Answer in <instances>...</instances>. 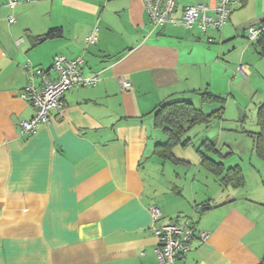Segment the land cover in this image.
Instances as JSON below:
<instances>
[{
    "label": "crops",
    "instance_id": "crops-1",
    "mask_svg": "<svg viewBox=\"0 0 264 264\" xmlns=\"http://www.w3.org/2000/svg\"><path fill=\"white\" fill-rule=\"evenodd\" d=\"M8 1L0 0V264H159L150 207L161 212L158 224L188 222L208 234L204 242L192 240L174 264H264L260 172L246 175L237 161L230 162L231 150L222 152L206 137L197 148V166L221 191L210 194L200 184L196 190L191 182L185 192L160 183L169 164H189L173 153L191 144L189 131L221 122L227 95L238 105L241 80L232 63L216 61L218 53L230 51L216 45L244 49L251 25L264 40V0H232L227 24L206 33L153 27L142 0H14L13 9ZM187 1L202 2L177 0L178 7ZM10 14L14 24L8 23ZM51 28L61 35L44 39ZM95 28L94 44H85ZM252 47L264 58L260 42ZM57 55L80 57L82 74L99 81L68 90L49 123L22 137L21 122L35 113L20 97L27 84L24 64L29 60L52 80ZM214 65L224 70L218 91L208 71ZM246 77L255 81L248 65ZM120 79L131 88L122 89ZM171 101L191 103L206 121L185 126L170 157L163 158L158 146L169 138L155 124V109Z\"/></svg>",
    "mask_w": 264,
    "mask_h": 264
},
{
    "label": "built area",
    "instance_id": "built-area-1",
    "mask_svg": "<svg viewBox=\"0 0 264 264\" xmlns=\"http://www.w3.org/2000/svg\"><path fill=\"white\" fill-rule=\"evenodd\" d=\"M202 2L187 4L178 7L177 0H142L145 15L153 27L164 25L179 26L185 29L197 28L202 33L208 29L220 31L228 22L232 0H201ZM17 4L9 0L7 7L13 9ZM9 24L16 22L15 17L10 14L7 17ZM95 28L84 39L85 44H94ZM260 35V29L251 25L246 29L245 38L249 44L255 43ZM22 41L19 40V44ZM82 59H68L57 55L53 59L52 70L55 79H49L46 72L41 68L32 66L26 60L24 69L27 73V84L20 92V97L28 102L34 109V115L20 124L19 134L22 137L36 133L39 125L47 124L51 114L59 112L62 107L64 94L74 87H94L99 79L96 75L86 76L81 71ZM241 74L246 77V68L239 65L234 75ZM122 89H130L131 83L120 79ZM151 233L156 239L155 255L159 264H174L178 257L183 256L191 249L192 240L206 241L208 234L197 231L188 222H168L158 224L161 212L157 207H150Z\"/></svg>",
    "mask_w": 264,
    "mask_h": 264
},
{
    "label": "rangeland",
    "instance_id": "rangeland-1",
    "mask_svg": "<svg viewBox=\"0 0 264 264\" xmlns=\"http://www.w3.org/2000/svg\"><path fill=\"white\" fill-rule=\"evenodd\" d=\"M182 1L184 0H179V3H182ZM191 2L187 1L186 4ZM194 29L197 28L194 27ZM243 44L244 49L242 50H244V52L247 51L244 61L242 50L236 47L232 49V45L229 42H219V44L216 45V47H222L223 49L226 47V49L230 50L229 52H223V54L218 53L216 61L223 64L222 66L224 67H228V65L232 63L235 70L239 65H243L245 68L248 65L250 69L254 71L255 78L253 79H255V81L249 79V77H243L241 74L236 75L238 76L239 81L241 80V84L239 85V87H241V96L240 98L236 96V99L238 98V105L235 104L234 100L230 99L227 95L226 102H228V105L223 114V120L215 123L211 128H205L204 126H197L193 128V130L188 133V137L191 138V144L186 147L176 146L173 149L175 157L187 160V162L189 161V164H169V171H165V175L160 178V183L167 185V188L170 189L173 185H177L180 188H183L185 192H189L191 188L190 183L194 182L196 190L200 184L201 186H207L208 188L203 191L209 192L210 194L221 191L214 181V178L203 168L197 166V161L199 160L197 148L200 146L201 141L206 137H209V139L215 142L217 141L216 144L222 152L225 153V151L227 152L231 150L233 152L231 157L233 158L230 162L237 161L246 175L254 172L255 170L264 176V164L257 157H255L252 151L253 137L251 138V136L246 133L251 131L250 133L253 134L257 131L255 109L256 105L264 103V58L253 49L252 45L248 43L246 38L243 39ZM204 45L205 49L215 48L214 45ZM247 46H249L248 50H246ZM208 71L211 73L213 89H216L215 91L222 89L221 87L223 84L221 81L224 70L214 65L213 67L210 66ZM203 72L208 73L206 69H203ZM231 72L232 71L226 73L229 81L233 80ZM223 87L226 86L224 85ZM223 89V91H226V88ZM191 97L194 98V101H196L197 96ZM195 105L197 106L198 104ZM244 114L245 118L242 121L241 116ZM170 172H172V174H170ZM204 186L203 188H205ZM203 188L199 187V190Z\"/></svg>",
    "mask_w": 264,
    "mask_h": 264
},
{
    "label": "trees",
    "instance_id": "trees-1",
    "mask_svg": "<svg viewBox=\"0 0 264 264\" xmlns=\"http://www.w3.org/2000/svg\"><path fill=\"white\" fill-rule=\"evenodd\" d=\"M262 30L255 43H259L264 50V40L262 37ZM61 31L59 28H51L43 36L44 39H52L59 37ZM253 43V44H255ZM252 44V45H253ZM205 95V94H203ZM211 99V98H210ZM220 105L223 104V100L218 97L212 98ZM222 108L218 110V113ZM155 124L159 126L168 135V142L165 145L158 146L157 155L163 158L170 157V149L178 143V140L184 132V127H192L197 124L205 123L206 116H204L200 110L193 107V105L186 101H171L158 106L155 109ZM256 125L258 131L252 135L253 137V150L257 157L264 162V103L259 105L256 113ZM186 144V141L182 142ZM204 145L209 146L207 141Z\"/></svg>",
    "mask_w": 264,
    "mask_h": 264
},
{
    "label": "water",
    "instance_id": "water-1",
    "mask_svg": "<svg viewBox=\"0 0 264 264\" xmlns=\"http://www.w3.org/2000/svg\"><path fill=\"white\" fill-rule=\"evenodd\" d=\"M241 118H242V116H241Z\"/></svg>",
    "mask_w": 264,
    "mask_h": 264
}]
</instances>
